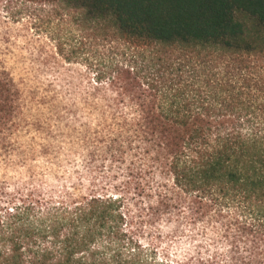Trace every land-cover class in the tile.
Wrapping results in <instances>:
<instances>
[{"label":"trees","instance_id":"1","mask_svg":"<svg viewBox=\"0 0 264 264\" xmlns=\"http://www.w3.org/2000/svg\"><path fill=\"white\" fill-rule=\"evenodd\" d=\"M5 2L0 264H264V0Z\"/></svg>","mask_w":264,"mask_h":264},{"label":"rangeland","instance_id":"2","mask_svg":"<svg viewBox=\"0 0 264 264\" xmlns=\"http://www.w3.org/2000/svg\"><path fill=\"white\" fill-rule=\"evenodd\" d=\"M0 16H4L3 8L6 0H0ZM3 1V2H2ZM13 5H15V0ZM43 15V13H42ZM21 47V44H19ZM0 62L11 73L15 82L19 85L24 93L25 98L29 99L33 94L39 90L46 89L47 78L56 73H67L76 75L77 68L70 70H50V68L43 69L39 63H32L30 56L24 50H10L9 52L0 51ZM43 79V80H42ZM46 79V82L44 81ZM175 254V250L170 251Z\"/></svg>","mask_w":264,"mask_h":264}]
</instances>
